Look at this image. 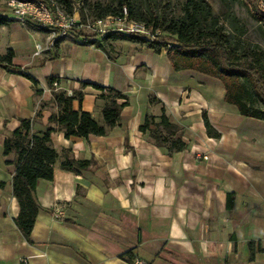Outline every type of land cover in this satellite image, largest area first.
<instances>
[{
	"label": "crops",
	"instance_id": "1",
	"mask_svg": "<svg viewBox=\"0 0 264 264\" xmlns=\"http://www.w3.org/2000/svg\"><path fill=\"white\" fill-rule=\"evenodd\" d=\"M21 25L26 33L38 31ZM17 31L5 50L13 51V67L37 84L0 66V264H134L129 254L146 264H264L263 121L225 103L219 81L173 71L164 51L131 44L129 53L112 60L70 38L25 57L24 38L27 48L31 42ZM50 77L59 83L57 92L82 91L81 110L98 122L100 92L83 83L111 87L128 105L106 136L51 134L57 152L69 149L75 160L93 164L79 174L56 166L51 181H37L40 209L27 242L15 225L14 165L6 163L14 157L3 155V145L21 119L31 120L35 133L49 126L56 111ZM72 107L77 110L78 102ZM162 107L171 123L183 125V141L211 146L208 161L195 157L203 150L198 146L169 154L139 131L145 115ZM203 112L218 139L206 134Z\"/></svg>",
	"mask_w": 264,
	"mask_h": 264
},
{
	"label": "trees",
	"instance_id": "2",
	"mask_svg": "<svg viewBox=\"0 0 264 264\" xmlns=\"http://www.w3.org/2000/svg\"><path fill=\"white\" fill-rule=\"evenodd\" d=\"M42 1L52 9L54 6L61 8L67 16L77 13L81 23L88 18H123L125 9L127 20L143 24L152 37L148 39L108 32L102 35V39L140 43L156 54L164 51L173 71H193L219 81L224 89L225 103L234 106L243 117L264 122V50L244 39L247 30L231 11V6L238 0H220L225 7L221 15L214 14L207 0H185L181 15L177 17L169 16L166 7H161L156 0H112L115 6H102L96 2L90 8L91 13L85 11L88 0ZM251 16L264 31V11L259 10L258 0L252 3ZM13 22L14 19L0 16V27ZM39 29L47 32L46 29ZM83 36L82 32L78 34V37ZM61 39L58 38L54 44ZM74 40L82 45L97 44L87 37L85 42L78 38ZM96 47L102 49L100 44ZM13 57V51L7 49L5 55H0V66L19 73L36 86L37 81L33 77L13 67ZM54 81L57 80L52 77L47 79L50 86ZM83 86H91L100 92L101 122L89 112L81 110L82 91L74 90L71 95L65 91L52 92L56 111L48 117L49 126L35 133L32 131V121L21 119L19 127L4 141L3 155L14 157L6 163L14 165L11 188L19 204L15 225L27 242L30 241L29 235L40 209L36 197L37 181H51L56 166L63 171L79 174L93 164L92 160H75L69 149L57 152L51 144V134L61 132L65 139L106 136L119 124L121 111L128 105L127 97L111 87L89 83H83ZM73 101L79 104L77 110L72 107ZM150 102L159 103L155 98H150ZM202 119L206 134L218 139L219 133L211 126L204 112ZM159 127L164 135L159 133ZM139 131L147 134L155 146L165 148L169 154L181 152L186 147L179 127L170 122L163 107L158 117L145 115ZM4 187L5 184L0 182V189ZM248 245L252 246L253 243L249 242ZM129 255L126 260L133 263L136 258Z\"/></svg>",
	"mask_w": 264,
	"mask_h": 264
},
{
	"label": "rangeland",
	"instance_id": "3",
	"mask_svg": "<svg viewBox=\"0 0 264 264\" xmlns=\"http://www.w3.org/2000/svg\"><path fill=\"white\" fill-rule=\"evenodd\" d=\"M207 1L211 5L214 14L221 15L225 11V7L220 0H207ZM255 1L256 0H238V2H236L235 4H233L231 6V11L236 15V17L239 18V20L241 21V23L245 26V28L247 30V33L244 36V39L250 43L258 44L262 48V50H264V31L262 30L260 24L257 23L251 16L252 3ZM261 1L262 0H258V8H259V10L264 11V8H262L260 6ZM96 2H99L100 4H102V6L109 5V4H111L112 6H115L112 3V0H88L86 3L85 11L87 13H91L92 10L90 8ZM184 2H185V0H156V3L160 4L161 7L162 6L166 7L165 10L169 16H174V17L181 15V9H182V5ZM6 14L8 15L7 8L2 3V1L0 0V16L4 18V16H6ZM9 18H13V17L11 15H9ZM73 18H74V20L78 21L79 20L78 14L75 13ZM15 22H17L18 24L13 25L12 27L7 26V27L3 28V30L0 33L1 34L0 55L6 54L5 48H6L7 39L11 33L15 32V30L16 31L18 30L16 33L23 35V37L27 36L28 39H30L31 44L27 48L26 47L27 46V44H26L27 40L24 38V40H25L24 41V44H25L24 48L25 49H22V51L24 53H26V54L23 53V55L25 57H27V54H32L33 53L32 50H34L35 53L37 54V53H40V51H42V53H43L46 50L50 49V47H48L49 42L47 41V38L49 37L48 32L42 31L44 33L43 34L41 32V30L39 29V27H36L34 25H30V24H26V23H21L18 21H15ZM20 25L24 28L27 27V29H29V30H38V31L26 33V31H24V29H22L20 27ZM15 28H17V29H15ZM72 31L76 34H79L82 32V33H84L85 37H87L89 40H93L97 44H100L102 46V50L104 49L103 52H105L106 56L108 58H111L112 60L117 59V57L123 52L129 53L130 52L129 46L131 44H134V45L136 44V46L144 47L143 44L134 43V42H130V41L104 40V39H102V36H95V35L91 34L90 31H88V30L78 31L77 29L74 28ZM43 36H45V38H46L44 41L41 40V38H43ZM62 39H70V38L67 37V38H62ZM36 43H38V44H36ZM77 44L82 46V47L90 46V45H82L80 43H77ZM97 44L95 46H97ZM37 46L41 47L40 51L37 50ZM28 56H30V55H28ZM28 58H30V57H28ZM159 115H160V111L155 112V115L151 114V116H155V117H158ZM177 126L179 127V131L182 133V135H184L183 125L182 126L177 125ZM158 130H159V133L164 135L163 130L160 127ZM185 142H187V141H185ZM188 142H189V144H188ZM188 142L186 143V146H188V145L189 146H198L199 149L204 150V151L200 150L197 152V154H195V157L198 158L199 162L208 161L209 154L206 153L205 151L207 149L208 150L211 149L210 145H208L207 143H202L197 138L192 139V140H188ZM206 142H208V141H206ZM204 157H206V159H204Z\"/></svg>",
	"mask_w": 264,
	"mask_h": 264
},
{
	"label": "built area",
	"instance_id": "4",
	"mask_svg": "<svg viewBox=\"0 0 264 264\" xmlns=\"http://www.w3.org/2000/svg\"><path fill=\"white\" fill-rule=\"evenodd\" d=\"M6 6L9 18L11 15L15 21L21 23H30L39 28L46 29L49 33L47 38L48 46H52L58 38H78L85 42L86 37H78V34L72 30L75 28L78 31L88 30L95 36H102L108 32H120L125 34H133L150 39L152 34L145 28L143 24L127 20L126 11L123 9V18L106 17L105 19H86L84 23L80 20H74L73 16H67L63 10L57 6L52 9L42 0H1ZM260 6L264 8V0ZM40 46L37 50L40 51ZM51 92L59 91V83L54 81ZM67 95H71L70 90L65 91ZM206 159V157H204ZM59 215L61 213L59 212ZM134 264H145L143 261L135 259Z\"/></svg>",
	"mask_w": 264,
	"mask_h": 264
}]
</instances>
